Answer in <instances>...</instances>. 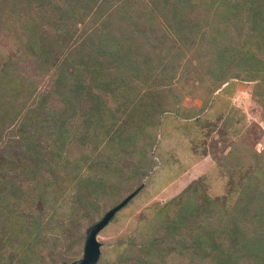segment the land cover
Returning <instances> with one entry per match:
<instances>
[{
	"label": "rangeland",
	"instance_id": "1",
	"mask_svg": "<svg viewBox=\"0 0 264 264\" xmlns=\"http://www.w3.org/2000/svg\"><path fill=\"white\" fill-rule=\"evenodd\" d=\"M154 1H95L153 59L118 69L111 91L89 49L56 39L63 0H0V264L78 259L85 229L134 190L97 232L95 264H264L220 230L246 185L264 195V0H188L179 39ZM257 199L235 224L247 236Z\"/></svg>",
	"mask_w": 264,
	"mask_h": 264
},
{
	"label": "trees",
	"instance_id": "2",
	"mask_svg": "<svg viewBox=\"0 0 264 264\" xmlns=\"http://www.w3.org/2000/svg\"><path fill=\"white\" fill-rule=\"evenodd\" d=\"M63 1V5L56 6V23L58 25L56 39H60V42L67 45L71 44V47H73L75 41H78L77 45L79 44V46L82 47V49L80 48L78 50L84 51V48L89 49V52L86 53V64H89L88 67L91 69L94 76L98 75L103 79V84L101 85H104V87L107 86L108 90L112 91L111 84L115 82L118 88H120L121 86L120 77L117 73L118 69L119 72H123V74L124 72H128L130 69L133 73H136L139 66L141 65V62H153L152 55L144 52V57L139 59V57L136 56L138 50L132 51V46L130 44H127L129 48H126V43L124 41H121V38L114 37V34L110 32L111 30H108L107 28V17L101 14L103 11L101 9L102 7L98 8L95 4L96 0ZM187 1L188 0H157L156 2H153L154 4L152 3L158 10L165 3H169L168 8L166 7L167 13L163 12L161 16L164 19L163 23H165L164 26L167 28V30L174 27L172 30H169L170 34H174V39H179L178 34L180 33L181 27H184L182 26L180 18H178V15L181 14L178 8H184L187 4ZM43 8L47 12L50 6H43ZM89 15H91V20L86 21L96 23L92 29L94 31L91 34H87L84 36H79V33L78 35H76L71 29V26L75 27L76 24L81 23L83 19L85 20ZM238 53L241 52L239 51ZM241 62L245 63V58L243 57L242 53L237 57V63ZM56 87H61L60 90L64 88L62 85H58ZM69 94L71 96L74 95L73 93L71 94V92ZM245 187L246 194L240 197V199H242L241 202L238 204L236 202L234 204L238 205V208L236 210V213L231 217V221L235 222L229 227L221 225L220 230L224 231V234H227L229 238L228 242L233 244L234 247L230 246V248L227 249L229 251L235 252L236 257L239 256V250L242 248L245 252V256L248 259H253L254 256H258L259 259H262L264 257V195L260 194L257 189H252L250 185H246ZM256 193L258 195V199L256 201L257 204L254 205L252 209L253 213L255 214V220L258 222V224L257 226H255L254 231L247 236L246 234H242L243 232L236 228L235 224L236 221L243 219L246 213V204L249 203V201H247L246 199L248 198L249 194ZM188 205V202H185L181 205L180 210H178V212L176 213L177 218L182 217L185 212L188 211ZM172 225L175 226V220ZM194 244L191 242V247L194 246ZM217 247L218 245L216 246V248ZM255 260L259 261L257 258H255Z\"/></svg>",
	"mask_w": 264,
	"mask_h": 264
},
{
	"label": "water",
	"instance_id": "3",
	"mask_svg": "<svg viewBox=\"0 0 264 264\" xmlns=\"http://www.w3.org/2000/svg\"><path fill=\"white\" fill-rule=\"evenodd\" d=\"M136 190L126 195L115 206L107 210L95 223L85 229V236L81 256L69 263L61 264H95L99 257L100 243L96 240L97 232L112 218L113 214L120 209L134 194Z\"/></svg>",
	"mask_w": 264,
	"mask_h": 264
}]
</instances>
